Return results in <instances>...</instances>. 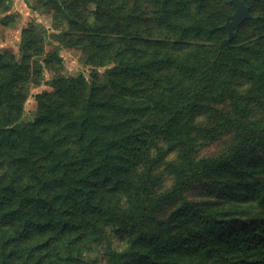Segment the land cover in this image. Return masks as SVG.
<instances>
[{
	"label": "trees",
	"instance_id": "16d2710c",
	"mask_svg": "<svg viewBox=\"0 0 264 264\" xmlns=\"http://www.w3.org/2000/svg\"><path fill=\"white\" fill-rule=\"evenodd\" d=\"M243 1L259 19L222 46L232 0H53L105 75L54 74L30 119L50 56L0 53V264H264V0Z\"/></svg>",
	"mask_w": 264,
	"mask_h": 264
},
{
	"label": "rangeland",
	"instance_id": "374dc122",
	"mask_svg": "<svg viewBox=\"0 0 264 264\" xmlns=\"http://www.w3.org/2000/svg\"><path fill=\"white\" fill-rule=\"evenodd\" d=\"M52 2L53 0H0V53L13 54L20 58L25 49L24 39L29 35L31 40L41 39L39 43L43 52L38 56L33 55L32 64L35 65V60L50 56V59L43 62L45 80L43 79L38 86L32 87L30 91L26 119H30L36 110L35 94L43 89H50L45 81L50 80L54 74L79 77L86 72L101 78L105 75V68L93 69L86 63L84 51L80 46L68 44L72 40L64 35V31L69 29V21L63 17V13L55 10V4ZM173 18L177 19L175 16ZM89 20L93 23L94 16H90ZM251 30V25L242 28V32L246 35ZM31 51L34 54L37 50L33 48ZM58 52L63 58L62 62L56 57ZM220 147L219 144H210L205 147L203 153L217 152ZM165 170V166L162 165L160 171Z\"/></svg>",
	"mask_w": 264,
	"mask_h": 264
},
{
	"label": "water",
	"instance_id": "95a60500",
	"mask_svg": "<svg viewBox=\"0 0 264 264\" xmlns=\"http://www.w3.org/2000/svg\"><path fill=\"white\" fill-rule=\"evenodd\" d=\"M235 5V11L227 16V21L224 27L228 31V37L225 38L221 45L229 44L237 35V31L240 25L247 19H253L257 21L259 16H255L251 13V7L247 5L243 0H232Z\"/></svg>",
	"mask_w": 264,
	"mask_h": 264
}]
</instances>
